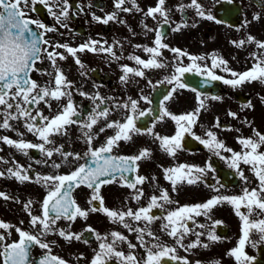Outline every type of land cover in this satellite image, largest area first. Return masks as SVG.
<instances>
[{"label":"snow or ice","instance_id":"6c2138e0","mask_svg":"<svg viewBox=\"0 0 264 264\" xmlns=\"http://www.w3.org/2000/svg\"><path fill=\"white\" fill-rule=\"evenodd\" d=\"M52 2L53 0H31L33 6L37 4L45 6L47 12L54 16L56 22L66 28L67 24L64 22L68 20L70 15L68 0H64V6L59 15L53 13L52 8L48 7ZM228 2H231V0H228ZM261 2L264 3V0H261ZM126 3L131 6L125 7ZM28 4L29 0H0V107L3 109L0 111V130L12 131L19 137V139L13 140L6 135L0 136V144L13 148L26 157L29 155V150L35 149L47 157L48 160L53 157L54 153L59 154L65 162L69 159L80 161L85 157L88 160L86 163H79L74 170L67 174L41 175L37 173L34 180L29 176L30 169H25L16 162H14L15 167H9L6 170V178L14 179L22 184L31 182L40 185L46 189V195L42 200L41 215L39 216L32 214L31 200L23 204V210L30 217L31 228L38 229L35 234L7 222H0V229L5 230L10 235V230L14 228L19 236L17 242L9 244L6 243V236L0 234V257L3 258V264H67L63 258L51 254L52 246L50 243L45 242L46 237L50 234H56L68 243L72 241L79 242L85 232L92 234L98 242V249L94 251L89 264H111L112 261H115V264H163L165 261L171 262V264H190L186 257H180L177 254L178 248L188 252L198 247L207 249L210 245L201 243V237L205 235V232L195 231L194 228L189 227V222L195 225L196 229L208 228L209 230L206 233L208 241L212 243L221 241L222 238L216 234L215 227L222 222L214 221L209 226L197 223L196 218L203 216L210 219L212 211L217 206L224 204L234 209V214L241 222V236L238 243L226 255L234 258L235 264H253L254 258L246 253V246L256 247L257 241L252 239L254 235L258 236L259 243L264 244V152L260 151L264 147V134L253 129V137L242 138L238 136L237 143L241 146V151H235L227 147L225 142L218 139L217 135L211 130L205 132L206 139L195 135L193 132L197 117L202 110L206 111L208 109L205 101L208 99L218 101L221 97L215 95L208 97L197 93L198 106L193 112L186 114H172L165 107V102L173 99V94L179 89L186 88V84L182 82V78L186 73H194L197 76L204 74L203 85L222 82L234 90L253 82L264 85V41H258L252 35H247L245 39L231 41L236 48H242L247 43L254 44L257 49L261 50L258 54H252L251 58L254 63L250 69L237 72L229 67L225 59L216 54L207 57L190 55L181 49L170 48L167 43L162 42L163 34L159 28L154 30L149 28L143 20L141 21L147 32L155 31L154 46L142 48L144 53L149 54V58L146 60L136 55L127 56V59L133 61L137 67L121 66L120 81L128 83L130 77H145L144 70L165 68L166 64L162 62V50H168L176 56L173 75L161 82L175 85V87L164 96L159 108V119L163 120L167 117L174 121L175 132L171 136H162L155 133L153 128H148L147 134L153 136L154 140L159 143V148L169 157H175L177 152L181 150L182 141L186 135L199 141L205 149L221 160H226L225 156L221 154L222 152L230 153V158L226 160L228 167L235 170L239 178L247 184L250 181L241 169V165L248 166L258 182V186L251 190L244 187L241 194L229 196L219 194L220 189L214 185H206L218 194L211 196L206 202L191 206H180L174 210H168L165 206L174 205L177 202L170 198L167 191L160 189L159 196L152 195L149 197L146 206L139 207L136 210L131 208L126 211L113 210L105 205L102 186L119 183L121 187L133 189L135 193L131 199L137 203L145 195L143 189L138 187L146 182L145 176L138 175V162L150 158V151L141 149L138 154L131 156L113 155L112 153L114 149L119 148L120 142L131 143L134 136L143 134L141 128L137 126V121L140 117L150 113L138 111L137 101L131 99L126 104L114 105V107L128 109L130 114L126 116L123 122H106L104 127H100V133H104L106 129H112L114 135L106 138L102 146L94 147V126L101 118L107 121L110 114L109 109L107 107L101 109L104 99L99 95L89 97L93 99L95 104L91 114L82 123L75 119L80 117L81 113L74 106L73 94L69 91L73 85L59 68L58 61H65L71 57L76 65L84 69L85 65L78 57L80 53H107L113 61H118L123 57L117 56L112 46L105 47L106 41L102 44L98 40H88L77 47H71L67 43H50L45 34L53 33L56 29L46 27L39 19L25 18L26 13L21 5L27 6ZM114 8L124 13L143 12L146 18L155 20L160 17L164 24L169 23L166 0H157L156 5L148 7L146 12L137 5L136 0H114ZM187 9L194 10L196 17L201 20L216 24L221 23V20L216 19L211 11H206L202 7L199 0H190L189 4L180 5L179 7L180 11H186ZM92 19L103 25H108L110 22L125 23L124 20L117 21V12L115 11L103 18L93 16ZM259 19L258 15L253 16V20ZM248 23L245 22L244 26L247 27ZM30 25H35V29L38 31L33 30ZM185 27L195 28L197 24L195 22L188 24L185 21L172 28V31L180 32ZM237 31H240V29H237ZM116 43L119 44V42ZM135 47L140 48L139 45ZM49 48L52 50H49ZM59 49L64 51L60 52ZM42 53L50 62L54 70V76L53 72H45L35 67L38 62L42 61ZM185 56L191 61L186 66L179 59ZM205 59L211 61L210 67L198 63V61H204ZM217 69L231 78L217 75L215 71ZM32 72H37L41 76L53 77L50 81L52 86H41L38 82L32 80L30 78ZM81 75H84V72H81ZM79 95L84 96L85 93L80 92ZM62 99L66 100V104H59ZM108 99H111V97ZM141 99L146 98L142 96ZM97 100L99 103H95ZM261 101L264 103V97L261 98ZM52 102H57L58 105L54 115H45L42 111L34 109V106L44 104L51 111ZM242 107L252 109L253 105L248 103ZM227 114L233 119L237 118V114L234 112L229 111ZM13 121L22 124L25 131L36 137L39 143L25 141L23 139L24 133L11 123ZM73 125H79L82 130L84 143L87 145V150L84 151L83 155L65 152L62 146L46 147L53 145L54 137L67 136L69 127ZM213 126L216 128L221 127L218 118L214 121ZM225 130L232 131L233 129ZM235 131L239 132V129ZM48 160H38L36 163L48 164ZM50 166L53 169H59L61 163L53 161ZM210 170V166L202 168L181 163L164 168L163 173L164 179L170 182L172 192L175 193L178 191V186L184 183L189 186L204 183L203 178ZM129 174H131V178ZM0 178H5V172L0 171ZM152 179L155 182L156 178L153 177ZM82 186L90 190L89 197L86 199L88 205L86 209L79 206L73 196L74 191ZM0 198L4 201L11 199L3 192H0ZM15 202L20 203L18 200ZM94 202H98L99 206H94ZM154 209H160L166 214L158 217L153 214ZM95 213L103 214L111 223L121 225L130 233L134 232L138 244L131 243L118 231H111L107 236H102L90 226L80 233L70 231L72 224L77 219L87 221L90 214ZM129 220L143 223L144 226L134 227L132 223H129ZM157 220L161 221L160 231L172 238L175 246L164 244L160 237L150 230V226ZM59 221L68 222L67 229L58 227ZM189 235H194L196 239L185 244L184 241ZM145 237H149L150 241L146 240ZM84 242L87 243L86 240ZM121 244L127 245L128 253L118 250ZM33 247L44 250L42 257L35 262L31 257ZM137 247L144 250L142 258L134 254ZM77 259L82 260L84 257H77ZM216 264H219V261Z\"/></svg>","mask_w":264,"mask_h":264},{"label":"flooded vegetation","instance_id":"af4514ba","mask_svg":"<svg viewBox=\"0 0 264 264\" xmlns=\"http://www.w3.org/2000/svg\"><path fill=\"white\" fill-rule=\"evenodd\" d=\"M220 1L199 0V3H201L206 11H211L216 19L221 20L215 14V6ZM232 1L240 3L239 20L236 24H229L224 20H221L220 24L201 20L196 17L195 11L192 9L180 11V5H187L190 3V0H166V9L169 12V23L164 24L162 18L157 17L155 20L146 18L143 12H120L114 8V0H68L70 15L68 20L64 22L67 24L66 28L56 22L54 16L47 12L45 6L39 4L33 6L31 0H29L27 6L21 5L26 13L25 18L32 20L39 19L46 27H54L56 29L53 33L45 34L50 43H67L71 47H77L88 40H98L102 44L106 41L107 44H105V47L112 46L116 55L123 57L118 61H113L107 53H80L78 57L85 65L84 69L76 65L71 57L65 61H58L59 68L67 80L73 85L69 91L73 94L72 100L74 106L81 113V116L75 119L82 123L91 114L95 104L93 99L89 97L99 95L104 99V104L101 105V109L105 107L109 109L110 114L107 121L101 118L98 120L97 125L94 126V147L102 146L106 138L114 135V130L112 129H106L104 133H100V127H104L106 122H123L126 116L130 114L128 109L114 107V105L126 104L131 99L137 101L138 111L150 113L149 115L140 117L137 121V126L141 128L143 134L134 136L131 143L120 142L119 148L114 149L112 153L113 155L131 156L138 154L141 149L150 151V158L138 162V175L146 177V182L138 187L143 189L145 195L137 203L131 199L135 193L133 189L121 187L119 183L102 186V196L105 200L106 207L109 209L126 211L128 208H131L136 210L139 207L146 206L149 202V197L152 195L159 196L160 189L167 191L170 198L177 202V204L165 206L168 210H174L180 206H191L206 202L211 196L218 194L206 187V185H214L220 189L219 194L229 196L241 194L242 188L244 187L249 188V190L257 188L258 182L248 166L241 165V169L250 181L247 184L239 178L235 170L228 167L226 160L230 158V153L222 152L221 154L225 156L226 160H221L218 156H214L205 149L199 141L186 135L182 141L181 150L177 152L175 157H169L159 148V143L154 140L153 136L147 134L148 128H153L155 133L162 136H171L175 132L174 121L167 117L163 120L159 119L160 102L175 87V85L161 83L174 73L176 66V63H174L176 61L174 53L168 50H162V62L166 64L165 68L144 70L145 77H130L128 83H122L120 81V76L122 75L121 66L137 67L133 61L127 59V56L136 55L146 60L149 58V54L144 53L142 48L145 46H154L155 31L147 32L141 24L142 20L149 28L154 30L159 28L163 34L162 42L167 43L170 48L181 49L190 55H203L207 57L216 54L220 58L225 59L229 67L237 72L250 69V64L238 61L251 58V44L246 43L242 48H236L231 41L245 39L247 35H252V33L258 31L263 32L264 16L260 15V11H264V3L258 0L260 3V6H258L252 0ZM136 2L146 12L148 7L156 5L157 0H136ZM63 6L64 0H53L48 5L56 15H59ZM130 6L129 3L125 4V7ZM114 11L117 12V21L124 20V24L110 22L108 25H103L92 19L93 16L103 18ZM254 15H258L260 19L253 20ZM185 21L188 24L195 22L197 27H185L180 32L172 31V28ZM245 22H249L247 27L244 26ZM30 27L33 30H37L35 29V25H30ZM237 29H240V31H237ZM116 42H119V44ZM136 45H139L140 48L135 47ZM49 50L52 49L49 48ZM59 51L63 52L64 50L59 49ZM179 59L184 66L191 63L187 59V56ZM198 63L202 66L208 65L210 67L211 65L209 59L198 61ZM35 67L45 72H53L54 76V70L43 53L42 61L38 62ZM215 71L217 75L231 78L218 69ZM81 72H84V75H81ZM203 76L204 74L197 76L194 73H186L182 78V82L186 84V88L179 89L175 92L173 99L165 102V107L172 114H186L193 112L198 106L197 93H201L202 96L211 97L215 95L221 97L218 101L211 99L205 101L208 109L206 111L202 110L197 117V123L193 126V132L195 135L206 139L205 132L211 130L217 135L218 139L225 142L227 147L235 151H241V146L237 143V137L250 138L251 129L248 120L249 109L242 107L249 102H242L239 97L248 94V100L250 99L251 83L234 90L222 82H212L211 84L205 85L207 90H202L198 87V84L199 82H203ZM30 78L38 82L41 86H52L50 81H52L53 77L47 75L41 76L37 72H32ZM80 92L85 93V95H79ZM142 96L146 99H141ZM109 97L111 99H108ZM258 98L261 100L262 97L259 96ZM95 103H99V101L97 100ZM59 104H66V100L62 99ZM57 108V102H52L51 111L44 104L34 106V109H38L49 116L54 115ZM2 110V107H0V111ZM229 111L236 113L237 118L233 119L228 116L227 113ZM136 114L138 115V113ZM216 118L219 119L220 128L213 126ZM245 121L247 123H244ZM11 123L15 127H18L19 131L24 133L23 139L25 141L39 143L36 137L25 131L22 124L15 121ZM225 129L233 130L226 131ZM236 129H239V132L235 131ZM5 135L13 140L19 139L12 131L0 130V136ZM53 141V145L46 147L62 146L65 152L79 153L81 155L87 150V145L84 143L82 130L79 125L70 126L67 136H56L53 138ZM260 151L264 152V147ZM38 160L45 161L48 158L35 149L29 150V155L26 157L15 149L0 144V171L5 172V178H0V192L5 193L11 198L8 201L0 198V222H7L13 226L21 227L22 230L29 231L32 234H35L38 229L31 228L29 222L30 217L23 210V204L31 200L32 214L37 216L41 215V204L46 195V189L31 182L22 184L14 179L6 178V170L9 167H15L14 162H16L23 168L30 169L29 176L34 180L37 173L41 175L67 174L71 170H74L79 163H86L88 158L85 157L80 161L69 159V161L65 162L59 154L54 153L53 157L48 160V164H38L36 163ZM53 161L61 163V167L59 169H53L50 166ZM181 163L202 168L210 166L211 170L203 178L204 183L191 186L184 183L178 186L177 192L173 193L170 182L164 179L163 169ZM129 176L131 178V174ZM153 177L156 178L155 182H153ZM89 194L90 190L82 186L74 191L73 196L79 206L86 209L88 208L86 199L89 197ZM17 200L20 203H16L15 201ZM94 206L98 207V202H94ZM242 211L244 210L242 209ZM153 214L159 217L165 215L166 212L160 209H154ZM196 221L199 224L209 226L214 221L222 222L215 227L216 234L222 238L221 241L216 243L208 241L206 233L209 229H196L195 225L189 222V227L194 228L195 231L205 232V235L201 237V243H208L210 246L207 249L198 247L188 252L178 248L177 254L180 257H186L190 261V264H197V262L199 264H216L217 261H219V264H235L234 258L226 255L229 250L237 245L241 236V222L234 214V209L227 204L217 206L212 211L210 219L201 216L197 217ZM129 223H132L134 227L144 226L143 223H136L131 220H129ZM160 224V220L155 221L150 226V230L159 236L164 244L175 246L173 239L160 231ZM89 226L102 236H107L111 231H118L131 243L138 244L134 232L130 233L121 225L111 223L103 214L99 213L90 214L87 221L77 219L72 224L70 231L80 233ZM58 227L67 229L68 222L59 221ZM0 234L6 236V243L9 244L19 240V236L14 228L10 230V235L2 229H0ZM145 239L150 241L149 237H145ZM195 239L196 237L194 235H189L184 243L187 244ZM252 239L257 241V245L255 248L251 245L246 246V253L254 258L253 264H264V244L259 243L258 236L254 235ZM85 240L87 243L84 242ZM45 242L50 243L52 246L51 254L63 258L67 264H89L90 259L94 255V251L98 249V242L92 234L87 232L84 233L82 240L79 242L72 241L68 243L56 234L48 235ZM118 250L125 253L129 252L126 244H121ZM43 251L39 247L32 248L31 257L34 262L42 257ZM134 254L142 258L144 256V250L137 247ZM81 256L84 259L78 260L77 257ZM0 264H3L2 257H0ZM163 264H171V262L165 261Z\"/></svg>","mask_w":264,"mask_h":264},{"label":"rangeland","instance_id":"374dc122","mask_svg":"<svg viewBox=\"0 0 264 264\" xmlns=\"http://www.w3.org/2000/svg\"><path fill=\"white\" fill-rule=\"evenodd\" d=\"M260 15L264 16V11H260ZM262 31L263 32L258 31L256 33H252V36L258 41H264V30ZM260 51L261 50L257 49L254 44H251L250 46L251 56L253 53L258 54ZM238 62H245L246 64H250V67H252L254 63L252 58L242 59ZM263 86L264 85H261L260 83H257V82L251 83L250 91H251L252 97L249 103L253 105V108L249 109V119H248L251 124L250 125L251 132L253 129H257V127L260 128L261 126L264 125V103H262V101L258 99L259 96L264 97ZM262 133L264 134L263 131ZM253 136H254V133L252 132L251 137Z\"/></svg>","mask_w":264,"mask_h":264},{"label":"water","instance_id":"95a60500","mask_svg":"<svg viewBox=\"0 0 264 264\" xmlns=\"http://www.w3.org/2000/svg\"><path fill=\"white\" fill-rule=\"evenodd\" d=\"M230 8V7H229ZM229 8H225V9H227L222 15H221V17L223 18V19H225V20H227V21H231L232 20V17H231V15H230V13H229V11L232 9V6H231V8H230V10H228ZM229 14V15H228Z\"/></svg>","mask_w":264,"mask_h":264}]
</instances>
